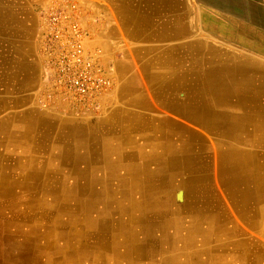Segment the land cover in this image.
<instances>
[{
    "label": "crops",
    "instance_id": "crops-1",
    "mask_svg": "<svg viewBox=\"0 0 264 264\" xmlns=\"http://www.w3.org/2000/svg\"><path fill=\"white\" fill-rule=\"evenodd\" d=\"M49 1L0 0V203L166 232L171 264H264V0H79L113 82L83 118L40 106Z\"/></svg>",
    "mask_w": 264,
    "mask_h": 264
},
{
    "label": "built area",
    "instance_id": "built-area-1",
    "mask_svg": "<svg viewBox=\"0 0 264 264\" xmlns=\"http://www.w3.org/2000/svg\"><path fill=\"white\" fill-rule=\"evenodd\" d=\"M79 0H51L38 10V52L43 59L39 102L43 109L64 105V113L83 118L97 110L112 89L110 71L100 62V51L90 50L91 33Z\"/></svg>",
    "mask_w": 264,
    "mask_h": 264
},
{
    "label": "rangeland",
    "instance_id": "rangeland-1",
    "mask_svg": "<svg viewBox=\"0 0 264 264\" xmlns=\"http://www.w3.org/2000/svg\"><path fill=\"white\" fill-rule=\"evenodd\" d=\"M9 190L6 189L5 192ZM1 192L0 189V195ZM35 205L26 212L22 204L0 203V264H69V261L71 264H85V259L89 262L86 264L108 263L106 251L95 246L96 232H82L79 230L81 224L77 232L69 231L70 225L62 228L53 219V204ZM12 206L19 213L12 211ZM67 208L64 207L65 211L73 216ZM75 216L71 225L76 224ZM108 225L109 223H104L103 227ZM78 232H82L81 236H77ZM84 244L91 253L74 259L73 254L79 255Z\"/></svg>",
    "mask_w": 264,
    "mask_h": 264
},
{
    "label": "bare ground",
    "instance_id": "bare-ground-1",
    "mask_svg": "<svg viewBox=\"0 0 264 264\" xmlns=\"http://www.w3.org/2000/svg\"><path fill=\"white\" fill-rule=\"evenodd\" d=\"M250 81H248V82H250ZM11 191L12 190L10 189L9 191H7L5 193H10ZM77 205L78 204H75V206L71 205V206H67V207L75 215L81 216L82 219L79 222L81 224L79 226V230H81L82 232H86V230H91V229L96 230L97 241H96L95 246H97V247L99 246V248H102L106 251V253L108 254V263L109 264H119V262H121L122 264H147L145 261H149L150 263H148V264H162V263L163 264H169L171 262V260H168L167 258H165L164 257L165 254L161 253V251H160L161 243L163 245H166V243H165L166 241H164L166 239L165 237L167 235L166 232H144L145 241L142 242L144 239L142 241H139L136 239V232H116L115 229L113 230V228L111 227V214H107V211L101 212V218L94 219L93 217L88 216L90 214V210L87 207V205H83V204L79 205V206H77ZM35 206H36L35 204H27V207L25 209L26 212L30 211ZM10 209L12 211L17 212L15 209V206H12ZM51 210L53 211V214L55 215V217L53 216V219L56 220V223L59 226H62V228H64L66 225H70L71 221L69 220V215L67 212L62 210L61 206L56 207L54 205V207H51ZM77 210H78V212H77ZM79 210L81 211V213L79 212ZM17 213H19V212H17ZM104 223H109V225L107 227H103ZM148 227H151V226H148ZM130 230H131V228H130ZM82 232H78L77 236H81ZM90 233H93V232H90ZM184 233H188V232H184ZM192 233H195V232H192ZM198 233L204 234L205 232H196V234L198 236L197 235L194 236V242L200 243L199 245H203L202 242H204V243L208 242V240L212 237V236H210L211 234H208V232H206V234H208V236L204 235V236H206V240L202 241L203 239H201V236H199ZM119 238H121V239H119ZM192 243L193 242H190V244H192ZM230 245H232V244H230ZM154 247H157L158 251H155V250L151 251L149 249V248H154ZM229 247L230 246H228L227 248H229ZM88 248L89 247L84 244L83 248L79 252V255L73 254V258L77 259L78 257L83 258L84 256H88L91 253V251ZM119 250H121V251H119ZM199 253H201V252H199ZM201 255L207 256L206 254H203V253ZM196 256H198V261H199V255H196ZM243 257H244V255L241 253V251L237 250V252L233 253V255L230 257H224V256L219 257L218 256V260L219 261H226L227 260V261H232V262L233 261L238 262V261H242ZM204 259L205 258H202L201 260H204ZM213 260H214V258H213ZM252 260H254V259H252ZM208 261H211V260H208ZM247 262L249 263L250 261H247ZM256 262H258V261H256ZM259 262H261V261H259ZM202 263H199V264H202ZM205 263H206V261H205ZM205 263H203V264H205Z\"/></svg>",
    "mask_w": 264,
    "mask_h": 264
}]
</instances>
